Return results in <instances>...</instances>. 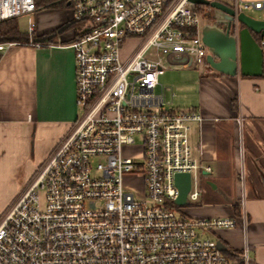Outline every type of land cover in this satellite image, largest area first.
I'll return each instance as SVG.
<instances>
[{"label":"built area","instance_id":"built-area-1","mask_svg":"<svg viewBox=\"0 0 264 264\" xmlns=\"http://www.w3.org/2000/svg\"><path fill=\"white\" fill-rule=\"evenodd\" d=\"M206 1L232 10L235 35L240 14L264 10V0ZM67 4L77 26L68 46L79 115L0 218V264H230L209 234L237 221L193 219L174 204L177 173L190 175L193 204L210 168L191 150L190 126L201 115L167 108L172 93L158 82L171 66H204L200 18L211 8L188 0ZM33 13L35 0H0V22ZM26 27L34 32L29 19ZM128 39L137 43L121 60ZM257 44L264 73L260 35ZM12 45L0 43V52Z\"/></svg>","mask_w":264,"mask_h":264},{"label":"crops","instance_id":"crops-1","mask_svg":"<svg viewBox=\"0 0 264 264\" xmlns=\"http://www.w3.org/2000/svg\"><path fill=\"white\" fill-rule=\"evenodd\" d=\"M33 15L34 38L40 41L10 42L13 45L0 52V173L5 171L8 179L23 165L20 189L11 191L14 196L30 183L79 115L74 56L68 46L74 28L56 33L72 22V11L67 4ZM47 36L51 39L43 40ZM203 67L196 82L197 105L191 108L202 117L194 124L195 156L203 168H210L201 171L200 178L211 194L208 200L200 199L202 190L194 203L198 206L186 214L193 219H235L236 227L209 237L224 245L230 264H264V73L229 77ZM235 124L242 142L237 151ZM245 251L246 263L241 259Z\"/></svg>","mask_w":264,"mask_h":264},{"label":"water","instance_id":"water-1","mask_svg":"<svg viewBox=\"0 0 264 264\" xmlns=\"http://www.w3.org/2000/svg\"><path fill=\"white\" fill-rule=\"evenodd\" d=\"M196 5H205L211 11L205 15L206 21L200 29V37L206 48L205 64L216 73L229 77L239 74L244 77L263 75L262 53L254 34L264 38V20L253 19L240 14V30L233 33V12L217 2L206 0H188ZM178 197L174 204L188 206L186 196L190 187V175L177 173L174 179ZM207 184L212 185L210 182ZM216 247L225 253L224 245L217 240Z\"/></svg>","mask_w":264,"mask_h":264},{"label":"rangeland","instance_id":"rangeland-1","mask_svg":"<svg viewBox=\"0 0 264 264\" xmlns=\"http://www.w3.org/2000/svg\"><path fill=\"white\" fill-rule=\"evenodd\" d=\"M226 3L230 6V0H220ZM246 16H250L253 19L257 20H264V10L262 11H255L252 9H248V11H245ZM28 19L30 21H34V15H28V16H21L20 18H17V24L21 31H27V21ZM201 25L203 23L207 22L206 18L203 16L200 18ZM28 34V32H26ZM255 39L259 40V35L254 34ZM34 39V32L31 34H28V40L31 41ZM137 43V40L132 39L127 42H124L123 49L120 51V58L123 60L127 55L128 52L133 48V46ZM169 71H166L163 75L159 77V84L172 89L174 97L172 98V104L167 106L170 110L174 112H181L192 109L191 106H195L196 104V82L199 79V77L202 75L203 66H197L195 69H189V70H183L180 68H177L176 66H171ZM167 95V94H166ZM167 100L169 99V95L166 97ZM239 125L235 124L236 131L234 132L233 137V143L235 145V151L240 150V147L242 145L241 137H240V128ZM190 144H191V150L195 149L196 152V141L198 136V131L194 124H191L190 126ZM231 134L228 133V138ZM195 143V144H194ZM18 173L15 172L14 176H10L8 179L6 178L7 174L4 171H1L0 173V218L3 216V214L6 212V210L10 207V205L18 198L19 194L18 192L14 195H12L11 191L13 189L17 190L20 189V184L18 183V179L23 171V165L19 166ZM38 169V168H37ZM36 169V171H37ZM18 177V178H17ZM200 189L202 192V195L200 199L208 200L210 197V194L208 193V189L204 185L203 177L200 178ZM199 200V199H198ZM203 202V201H202ZM203 204V203H202ZM196 206L189 203L186 207L187 212H192ZM188 213V214H189Z\"/></svg>","mask_w":264,"mask_h":264},{"label":"trees","instance_id":"trees-1","mask_svg":"<svg viewBox=\"0 0 264 264\" xmlns=\"http://www.w3.org/2000/svg\"><path fill=\"white\" fill-rule=\"evenodd\" d=\"M68 0H35V10L38 9H50V8H62L67 5ZM66 27L77 28L75 22L67 24L64 28L59 29L56 33L66 29ZM55 34V33H54ZM53 34V35H54ZM51 39V36H47L43 40ZM28 34L19 29L17 24V18L6 19L0 22V43L14 42V43H28ZM40 41L38 38H34L32 42Z\"/></svg>","mask_w":264,"mask_h":264}]
</instances>
